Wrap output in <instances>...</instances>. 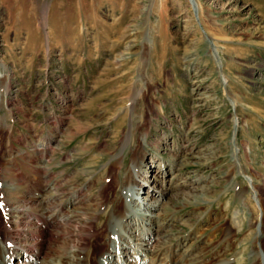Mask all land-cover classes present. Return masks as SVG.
I'll return each instance as SVG.
<instances>
[{
  "label": "rangeland",
  "instance_id": "1",
  "mask_svg": "<svg viewBox=\"0 0 264 264\" xmlns=\"http://www.w3.org/2000/svg\"><path fill=\"white\" fill-rule=\"evenodd\" d=\"M196 2L0 0V236L65 261L136 178L168 188L148 247L173 264H264V0Z\"/></svg>",
  "mask_w": 264,
  "mask_h": 264
},
{
  "label": "bare ground",
  "instance_id": "2",
  "mask_svg": "<svg viewBox=\"0 0 264 264\" xmlns=\"http://www.w3.org/2000/svg\"><path fill=\"white\" fill-rule=\"evenodd\" d=\"M193 1L196 2V0H191V2ZM213 51L215 52L216 50L214 49ZM233 103H235L234 100H233ZM233 149L235 150L234 146H233ZM237 164L239 165L240 173L243 174L244 172L242 170L241 165L238 162ZM141 180H142L143 186H148L149 183L147 182L148 181L147 179L143 178ZM251 183L253 184V182ZM11 187L9 186V184L7 186L5 185V189H7L9 192L14 191V188L12 190ZM121 188H122L121 189L122 196L124 198L123 202H124V205L128 209H126L125 206L124 207L122 206V209H119V210L112 209L109 211L108 213L109 222L108 223L110 226V230H104V232L101 234L103 235L104 240L102 242L98 241L99 243L96 242L97 244L96 247H100L98 250L101 249L99 257L96 260V264H114V263L115 264L116 263L117 264H128L127 263L128 261L123 258V254H122V249L125 246H127L130 250H133V253L130 255V257L132 258L131 264H173V262L171 261L172 256L170 255V253L165 254L167 246L165 247V249L163 247L159 248L158 246L157 247L159 249L155 248V246L152 249L151 248L152 245L148 247L154 235L156 234L155 231H157V229L164 224L163 222H161L162 213L165 212L167 209L166 207L170 205L169 201L163 200V198L167 196L168 188L167 187L160 188L161 190L158 189L157 193L155 194H152L148 190H144L143 192L147 194L145 199L146 198L148 199H147V202H143V203H142L143 198L140 197V195H137L136 189L141 188V183H139L136 178L130 179L128 183L126 184H122ZM253 188L255 189V187ZM5 192L7 193V191ZM186 193L188 195H192L191 191L186 192ZM242 195L243 194L240 193V197H242ZM130 196H132V198L134 199L133 202H130L129 201L130 199L128 200ZM257 201L259 204L257 205L256 203H254L252 209H255V210L260 209L262 211V214H264V208L261 205L260 199ZM241 202H243L242 198H241ZM14 209L15 211H18V212L24 210V208H21L20 205L14 207ZM7 212L10 213L11 209L7 210V207H6V209H3L4 215H8ZM24 214H26L27 216L26 212H24ZM15 216L19 217V213H17ZM132 218L135 219L134 222L139 221V225H138L139 230L137 233H135V235L133 234L128 235V238H126L124 236V231H125L124 228L131 226V224H129L130 223L129 221H131ZM12 227L10 228L9 226L8 227L5 226V229H6L4 230L5 234L0 236V264H44V259L42 260V258H40L39 256L40 249L42 247H40L39 244L34 245V241H27L26 243H16L15 239H17L18 236L22 232L15 229L16 227L15 228L13 227L14 229ZM151 227H155V230H153V233L149 229ZM262 229L263 230L254 231L255 234H253L254 236H253L252 242H254L257 246L255 249L252 250V254H251L253 256L252 257L253 263L256 261L258 254H259L258 251L261 250L262 244L264 242L263 241L264 237L262 240V237L259 236V232L264 233V228ZM162 231H164L166 234V231L168 230H162ZM99 232L101 233V230H99ZM246 237H248V235H246ZM246 237H244V239ZM93 239H95V236H93ZM92 242L93 241H91L90 239H84L82 240L81 244L77 246H73L70 249L68 248L67 251L65 250L66 251L65 261H62L60 256H58V259L55 262L53 263L50 262V263L52 264H93V260H95L94 253L96 251V247H95V244L94 245L92 244ZM102 244H103V247H101ZM16 254H19L20 257L19 256L15 257ZM237 256H238V253H237ZM14 258H19V259L14 260ZM241 259L242 257L237 258L235 257V255H234V258H232V260H237L236 264H241L242 263L240 261ZM221 264H230V262L226 260L222 262Z\"/></svg>",
  "mask_w": 264,
  "mask_h": 264
}]
</instances>
